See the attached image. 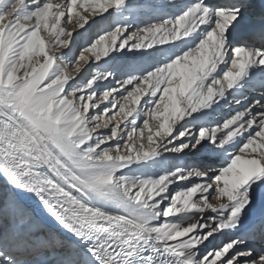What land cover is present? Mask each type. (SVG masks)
Here are the masks:
<instances>
[{
    "label": "snow or ice",
    "instance_id": "snow-or-ice-1",
    "mask_svg": "<svg viewBox=\"0 0 264 264\" xmlns=\"http://www.w3.org/2000/svg\"><path fill=\"white\" fill-rule=\"evenodd\" d=\"M0 264H264V0H0Z\"/></svg>",
    "mask_w": 264,
    "mask_h": 264
},
{
    "label": "bare ground",
    "instance_id": "bare-ground-1",
    "mask_svg": "<svg viewBox=\"0 0 264 264\" xmlns=\"http://www.w3.org/2000/svg\"><path fill=\"white\" fill-rule=\"evenodd\" d=\"M28 203H29V205H31L32 207H34V208L36 207L35 203H34L32 200H28ZM36 210H37V212H39V214H40L43 218H45V219L48 220V221H51V218L47 216V214L43 211V209H41V208H36ZM256 211L259 212L260 209L257 208ZM220 239H223V238H220ZM218 242H219V240L217 241V243H218Z\"/></svg>",
    "mask_w": 264,
    "mask_h": 264
}]
</instances>
